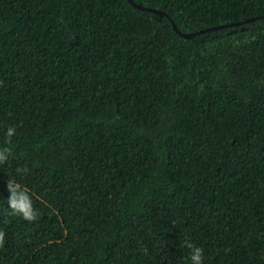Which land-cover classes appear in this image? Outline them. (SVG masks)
I'll use <instances>...</instances> for the list:
<instances>
[{
	"label": "trees",
	"instance_id": "trees-1",
	"mask_svg": "<svg viewBox=\"0 0 264 264\" xmlns=\"http://www.w3.org/2000/svg\"><path fill=\"white\" fill-rule=\"evenodd\" d=\"M132 1L0 0V264H264V0Z\"/></svg>",
	"mask_w": 264,
	"mask_h": 264
},
{
	"label": "water",
	"instance_id": "water-1",
	"mask_svg": "<svg viewBox=\"0 0 264 264\" xmlns=\"http://www.w3.org/2000/svg\"><path fill=\"white\" fill-rule=\"evenodd\" d=\"M134 7L140 9V10H143V11H149V12H154V13H157V14H161V15H166L170 22H171V25L173 27V29L175 30V32H177L178 35H180L181 37H184V38H190V37H193L194 35H197V34H200L204 31H208V30H213V29H216V28H220V27H223V25H217V26H211V27H207L206 29L204 30H199V31H194V32H182L180 31L176 24L174 23V21L170 18V16L162 11V10H159V9H155V8H151V7H146V6H142L140 4H137L135 3L134 1L132 0H128ZM251 19H247L246 21H250Z\"/></svg>",
	"mask_w": 264,
	"mask_h": 264
}]
</instances>
